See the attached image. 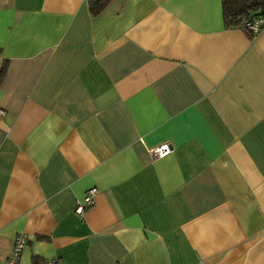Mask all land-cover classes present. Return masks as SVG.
Listing matches in <instances>:
<instances>
[{
	"label": "crops",
	"instance_id": "crops-1",
	"mask_svg": "<svg viewBox=\"0 0 264 264\" xmlns=\"http://www.w3.org/2000/svg\"><path fill=\"white\" fill-rule=\"evenodd\" d=\"M224 11L0 0V264H264V30Z\"/></svg>",
	"mask_w": 264,
	"mask_h": 264
},
{
	"label": "built area",
	"instance_id": "built-area-1",
	"mask_svg": "<svg viewBox=\"0 0 264 264\" xmlns=\"http://www.w3.org/2000/svg\"><path fill=\"white\" fill-rule=\"evenodd\" d=\"M245 26L255 32L264 30V15L260 17H252L245 21ZM171 147L168 144L159 145L151 149V154L155 157H164L169 154ZM98 188L91 187L88 189L83 201H76L74 212L82 216L85 211L95 204L96 196L98 195ZM28 243L27 235L25 233H19L15 240L13 253L5 264H18L21 255ZM57 259L47 260V264H56Z\"/></svg>",
	"mask_w": 264,
	"mask_h": 264
},
{
	"label": "trees",
	"instance_id": "trees-1",
	"mask_svg": "<svg viewBox=\"0 0 264 264\" xmlns=\"http://www.w3.org/2000/svg\"><path fill=\"white\" fill-rule=\"evenodd\" d=\"M93 11L104 9L110 0H89ZM225 19L229 25H238L253 16L264 15V0H224ZM7 71V63L0 68V82ZM33 264H40L37 259ZM47 264V262H46Z\"/></svg>",
	"mask_w": 264,
	"mask_h": 264
}]
</instances>
